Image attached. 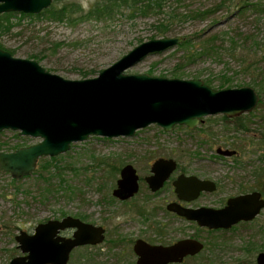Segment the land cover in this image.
<instances>
[{"label": "rangeland", "instance_id": "rangeland-1", "mask_svg": "<svg viewBox=\"0 0 264 264\" xmlns=\"http://www.w3.org/2000/svg\"><path fill=\"white\" fill-rule=\"evenodd\" d=\"M99 1L53 0L52 7L59 11L77 5L88 11ZM161 4L156 14L144 17L124 8L104 22L70 24L54 21L49 15L21 19L18 14L12 19V31L0 33V49L14 58L36 61L66 80L92 79L142 43L161 38L157 27L168 21L173 32L166 37L183 38L184 48L182 42L151 55L127 74L213 79L210 87L216 90L250 87L260 97L258 106L233 119L222 115L204 118L193 130L176 126L168 133L153 125L132 138L92 137L72 144L63 155L41 158L33 174L22 180L0 171V264L23 255L15 240L21 232L33 234L39 224L68 216L106 230L103 244L75 250L69 264H87L88 256L97 257L92 264H136L135 242L160 239L148 232L152 224L142 223L139 214H151L152 205L172 199V181L180 174L217 184V190L202 195L197 206L220 208L229 198L256 189L264 192V102L260 103L264 101V0H165ZM173 12L180 15L169 21ZM225 79L232 86L219 88ZM38 143L40 139L19 132L0 133V153ZM218 149L237 155L218 156ZM159 158L173 159L178 170L153 195L145 179ZM127 165L136 169L141 187L135 198L124 203L113 191ZM62 235L70 238L72 232ZM202 237L209 240L205 250L209 259L204 264H257V256L264 253V210L253 222ZM111 239L119 242L114 250L110 249Z\"/></svg>", "mask_w": 264, "mask_h": 264}, {"label": "water", "instance_id": "water-1", "mask_svg": "<svg viewBox=\"0 0 264 264\" xmlns=\"http://www.w3.org/2000/svg\"><path fill=\"white\" fill-rule=\"evenodd\" d=\"M53 0H0V15H39ZM181 37L152 39L137 46L98 77L66 80L47 72L38 62L14 58L0 49V133L19 132L40 143L0 153V171L14 180L29 177L38 161L70 151L72 144L92 137L132 138L140 130L157 125L165 132L176 126L190 130L204 118L225 116L233 119L253 112L260 97L250 87L216 90L202 80H180L127 72L149 56L159 55L180 45ZM235 151L217 150V155L233 157ZM174 160L159 159L147 183L152 193L160 191L176 171ZM139 177L132 165L120 173L113 196L121 201L139 191ZM181 200L194 201L202 192L212 193L216 183L195 176H180L174 183ZM170 210L211 230H230L241 222H252L264 210L259 192L230 198L223 209ZM72 231L67 238L62 233ZM106 239L103 227L68 216L39 224L33 234L21 232L15 240L22 256L9 264H69L72 253L86 246H99ZM136 264H179L188 255L202 251L196 241H181L173 246L150 245L143 240L134 244ZM264 264V253L257 256Z\"/></svg>", "mask_w": 264, "mask_h": 264}, {"label": "flooded vegetation", "instance_id": "flooded-vegetation-1", "mask_svg": "<svg viewBox=\"0 0 264 264\" xmlns=\"http://www.w3.org/2000/svg\"><path fill=\"white\" fill-rule=\"evenodd\" d=\"M236 155H237V153L234 156H236ZM230 158H232V157H230ZM159 159H165V158H159ZM166 160H173V159H166ZM177 170H178V163H177L176 171L170 176L169 180L164 184L163 188L160 191L156 192V193H152L151 192V190L149 188V185H148V183L146 181L147 178H149L152 175V173H151V175L145 179V182H146L147 187H148L149 191L151 192V194L155 195V194H158L159 192H161L165 188V186L168 184V182L171 181L173 175L177 172ZM180 176L191 177L192 175L180 174L179 176H177V178L172 181L173 188H174V194H175L173 196V198L170 199V200H166L163 203L160 202V203H158V205L157 204L156 205H152L151 214H147V213H145L143 211L139 214L140 217L142 218V223H144V224L145 223H151L152 224L151 228H150V230L148 232L151 231L156 236H158L160 238L159 242L158 241H154V242L153 241H147V240H144V239H138V240H143V241L147 242L150 245L164 246V247H170V246H173V245H175V244H177V243H179L181 241H186V240L196 241V242H198V243L203 245L202 251L197 253V254H195V255H188L187 257L184 258L182 263H179V264H187L188 261L195 262L196 264H204V263H207L206 261L209 259V257H205L206 256L205 255V250H206L207 246H209V240L204 239L202 237V235L204 233L213 234V233H220L222 231H227V230H222V229H220V230H211V229H208L206 227H201V226L198 225L197 222L190 221L187 218L178 215L175 211L170 210V206H172V205L180 206L182 209H189V210H199V209H202V208H213V207H208V206H203V205H200V206L196 205L198 199L201 198L202 195L210 194L208 192H202L200 194L199 198L194 200V201L181 200L178 197V195L176 194V191H175L176 188L174 186V183L177 181V179ZM197 178H199V177H197ZM199 179L200 180H204V181L207 180V179H202V178H199ZM207 181H211V180H207ZM212 182H214V181H212ZM138 183H139V191L133 198H135L140 192V187H141V185H140L141 184L140 177H139ZM216 186H217V184H216ZM254 192H259L261 194V198L264 199V192L261 191L260 189H256L255 191L250 192V193L241 194L239 196L251 194V193H254ZM212 193H214V192H212ZM236 197H238V196H236ZM133 198H131L129 200H132ZM129 200H127V201H129ZM228 200L225 202V204L222 207L213 208V209H223L227 205ZM127 201H121V202L128 203ZM243 223H247V222H241L238 225L243 224ZM248 223H250V222H248ZM100 227H102V226H100ZM147 228L148 227H146V229ZM86 247H96V246H86ZM133 247H134V245H133ZM133 254L135 255L134 249H133ZM136 260H137V256H136Z\"/></svg>", "mask_w": 264, "mask_h": 264}, {"label": "trees", "instance_id": "trees-1", "mask_svg": "<svg viewBox=\"0 0 264 264\" xmlns=\"http://www.w3.org/2000/svg\"><path fill=\"white\" fill-rule=\"evenodd\" d=\"M165 0H100L93 8H91L88 11L83 10L81 7H78L77 5H71L70 7H63L59 11L54 10V8L51 6V8L43 11L39 15H29V14H19L21 19L25 18H41L45 15H49L50 18H52L54 21L58 22H68L70 24L76 23V22H90V21H96V22H104V21H110L113 20L120 12H122V9L124 8H130L134 9L135 13H139L141 16H148L151 14H156L158 11L161 10V3ZM157 11V12H156ZM180 15V14H179ZM179 15H176L174 12L169 14V21H172L175 18H178ZM18 17V14L15 13H8L0 15V33L1 34H8L12 31L14 28V25L12 24V19ZM170 23L168 21H165L161 24H159L158 28V36L161 38L166 37L168 33L173 32L170 29ZM159 39V38H158ZM186 41L181 44L180 47L184 48ZM187 44V43H186ZM208 86H212L214 81L213 79H208L204 82ZM230 81L226 80L224 82L220 83L219 88H224L226 86H230ZM232 86V85H231ZM263 99L260 102L263 104ZM259 175L260 173H256ZM123 242V241H122ZM120 242V243H122ZM110 247L111 250H114L116 247H118V240L111 239L110 240ZM95 247H84V249L87 251V249H91ZM88 263L92 264V261H97V257L95 256H88Z\"/></svg>", "mask_w": 264, "mask_h": 264}]
</instances>
